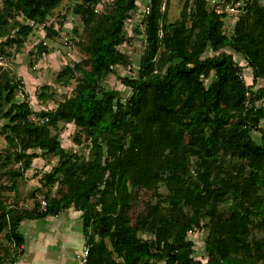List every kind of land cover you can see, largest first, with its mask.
Wrapping results in <instances>:
<instances>
[{"label": "trees", "instance_id": "obj_1", "mask_svg": "<svg viewBox=\"0 0 264 264\" xmlns=\"http://www.w3.org/2000/svg\"><path fill=\"white\" fill-rule=\"evenodd\" d=\"M61 1L0 0V25L17 15L42 22ZM99 1L75 8L86 29V59L59 72L65 86L80 75L73 94L55 109L35 112L28 100L18 102L20 92L27 95L23 84L0 72L6 140L18 159L40 156L29 150L58 154L59 165L46 177L64 187L59 197L43 199L42 208L19 211L0 202V235L18 250L25 242L22 220L75 207L82 212L86 264H200L188 233L203 227L209 230L207 264H264V130L260 142L252 135L261 129L254 114L264 112V87L255 88L264 78V0H247L232 34L225 31V14L210 9L208 0H193L191 12L187 0L174 23L167 20L170 0H149L146 50L138 75L122 79L132 90L125 101L101 85L128 60L120 46L137 0H114L110 12L97 11ZM30 28L22 25L20 32ZM208 47L214 55L204 58ZM227 48L252 68L253 84ZM47 87L39 99L54 97ZM59 122H73L86 134L88 157L61 146L51 131ZM162 183L167 193L159 191ZM142 189L158 199L134 221Z\"/></svg>", "mask_w": 264, "mask_h": 264}, {"label": "rangeland", "instance_id": "obj_2", "mask_svg": "<svg viewBox=\"0 0 264 264\" xmlns=\"http://www.w3.org/2000/svg\"><path fill=\"white\" fill-rule=\"evenodd\" d=\"M192 1L188 6L190 12L193 8ZM208 1V7L214 9L213 2ZM186 2L187 0H170L167 8L168 22L174 23L182 19ZM82 3H85V0H63L44 21L39 23L28 20L22 15H17L11 19L9 24L0 25V72L5 70L17 77L27 92L26 96L20 92L17 101L28 100L35 112L53 110L64 97L73 94L77 77L80 74L77 73V76L73 78L68 86L60 83L57 78L59 72L66 65L74 66L86 59L83 53L86 29L81 17L75 12V8ZM113 3L114 0H100L96 4V10L110 12ZM148 4L149 0H137L136 8L130 13L126 21L123 32L124 43L120 46V50L127 55L128 60L125 64L116 65L101 85L106 93H114L123 101L131 96L132 90L123 83L122 79L138 75L141 58L146 50L145 18L148 13ZM224 22L225 31L232 34L234 27L232 16L225 14ZM188 24L190 25V19H188ZM22 25L31 27L26 35L20 32ZM20 39H22V43L19 46ZM226 51L232 53L234 60L243 66L242 77L247 83L250 74L249 71L248 73L245 71V68L249 67L246 60L230 48H227ZM213 55V50L208 47L203 57ZM213 77L206 79V82L209 83ZM46 85L49 93L55 92V95L53 98L44 101L39 99L38 96ZM258 104L261 107V103ZM254 116L259 121V128L261 129H254L252 135L257 142H260L263 135L262 129L264 130L263 110L259 109ZM31 117L34 118V115H31ZM6 122H8V119L5 118L0 121V155H2L0 157V202L19 211L32 210L35 206L42 208L41 201L43 199H47L49 196L59 197L61 190L64 189L58 182H48L46 177L54 172L59 165L60 156L52 153L41 154L42 150L37 149L28 152H38L39 157L18 159L16 151L5 138L10 132L8 128H5ZM51 131L53 135L58 137L61 146L66 151L75 152L81 156H89L91 142L87 139L86 134L80 131L73 122H59L51 128ZM159 191L167 193L163 183L160 184ZM157 199V196L150 191L140 190L131 213L134 216V221L135 217L144 210L147 203H154ZM67 211L76 215L79 214L80 217L82 214L75 207H71L64 212ZM204 221L206 222L207 219ZM80 222V225H83L82 219H80ZM208 233L207 227L194 228L188 233V238L193 240L195 244L194 257L200 264H207L205 241ZM256 235L262 236L263 234L257 232ZM139 236L145 239L151 237V235L143 232H139ZM108 244L109 248L112 249L109 241ZM85 247L88 250L86 244ZM83 253L85 252L82 251L80 258ZM76 264H79V262Z\"/></svg>", "mask_w": 264, "mask_h": 264}, {"label": "crops", "instance_id": "obj_3", "mask_svg": "<svg viewBox=\"0 0 264 264\" xmlns=\"http://www.w3.org/2000/svg\"><path fill=\"white\" fill-rule=\"evenodd\" d=\"M248 68L245 71H249L247 84L250 85L254 79L252 68ZM257 87H264V78L257 81ZM77 215L67 211L45 218L22 220L19 231L25 242L18 250L3 232L0 235V264H81L83 255L81 258L80 255L86 250V241L80 225L82 218Z\"/></svg>", "mask_w": 264, "mask_h": 264}, {"label": "built area", "instance_id": "obj_4", "mask_svg": "<svg viewBox=\"0 0 264 264\" xmlns=\"http://www.w3.org/2000/svg\"><path fill=\"white\" fill-rule=\"evenodd\" d=\"M217 13L232 16L233 24L236 23L238 14L246 11L247 0H211ZM46 200H42V205L46 206ZM88 250L83 254L82 264H86Z\"/></svg>", "mask_w": 264, "mask_h": 264}]
</instances>
